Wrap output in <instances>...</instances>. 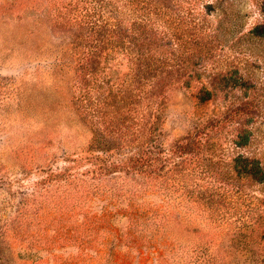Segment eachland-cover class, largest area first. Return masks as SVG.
Instances as JSON below:
<instances>
[{
  "label": "rangeland",
  "instance_id": "rangeland-1",
  "mask_svg": "<svg viewBox=\"0 0 264 264\" xmlns=\"http://www.w3.org/2000/svg\"><path fill=\"white\" fill-rule=\"evenodd\" d=\"M91 1L0 0V264H264V0L156 1L177 16L165 32L157 134L166 148L192 134L200 143L165 175L172 195H124L118 208L65 195L73 186L54 176L71 166L101 178L90 158L101 149L90 144L103 126L72 104L76 58L91 38L80 8ZM135 5L97 0L91 12L122 21V34ZM250 162L259 181L240 167ZM162 205L160 229L151 217ZM239 227L245 244L231 240Z\"/></svg>",
  "mask_w": 264,
  "mask_h": 264
},
{
  "label": "trees",
  "instance_id": "trees-1",
  "mask_svg": "<svg viewBox=\"0 0 264 264\" xmlns=\"http://www.w3.org/2000/svg\"><path fill=\"white\" fill-rule=\"evenodd\" d=\"M132 1L136 4L133 12L137 17L132 20L128 31L124 26L122 34V21L105 22L100 19V15L95 18L96 11L91 10L97 8V0L80 8L82 16L87 20L91 38L88 39V50L76 58L72 104L84 119L94 122L95 128L97 125L103 126L101 130H92L90 144L101 149V155L96 153L90 157L93 166L91 171L101 178H98L97 184L86 181L76 177L77 172L71 166H65L62 171L54 174L58 181L73 186L67 189L65 195H101L108 204L117 208L124 195L129 200L134 195H158L162 196L161 201L172 195V190L169 191L170 188L165 184V175L173 172L178 165L175 160L181 154L193 150L200 143L194 139V134L186 137L184 144H174L170 148L163 146L159 139L157 133L160 132L158 129L163 120H160L157 111L160 110L164 87L167 86L164 77L165 32L171 22H176L177 16L169 5L160 6L157 0H148L150 2L146 7L140 5V0ZM140 108L141 111H138ZM133 113L136 116L131 118L130 114ZM104 132L111 137L110 140L103 138ZM124 154L127 156L121 158L120 155ZM232 162L235 170L237 160L232 159ZM240 167L248 177H258L255 178L258 181L263 178L258 162H250L249 167ZM117 170L125 172L122 181L115 180V177L103 178ZM235 172L237 174L239 171ZM74 174L75 182L71 179ZM92 178L94 180L96 177ZM128 206L125 211L130 212L127 215L129 221L137 225L139 217L136 209ZM162 211L151 217V221L160 229H163V222L166 221L164 213L170 209L162 205ZM262 216L264 227V214ZM238 217L240 220L244 218L243 224L246 222L248 225L246 215ZM234 239L245 244L246 235L240 231V227L231 238ZM215 259L218 264V257Z\"/></svg>",
  "mask_w": 264,
  "mask_h": 264
}]
</instances>
